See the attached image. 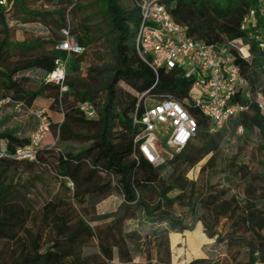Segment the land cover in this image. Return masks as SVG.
<instances>
[{"label": "trees", "instance_id": "trees-1", "mask_svg": "<svg viewBox=\"0 0 264 264\" xmlns=\"http://www.w3.org/2000/svg\"><path fill=\"white\" fill-rule=\"evenodd\" d=\"M43 1L51 11H29L26 15L45 23L57 37L53 41L36 42L33 47L26 46L19 54L22 59L19 58L11 70L0 69V99L8 98L10 107L21 105L24 115L28 110L44 111L50 122L49 133L51 130L55 134L56 144L42 147L45 138L35 149L34 162L18 161L14 158L15 151L29 144V138L0 129V246L4 245L0 248V264H111L114 260L119 264H171L169 233L192 230L181 225V219L175 216L174 209L180 204H184L192 217L206 214L199 220L209 237L217 234L214 228L224 218L229 233L220 240L224 239L229 245L245 242L247 264H264V199L257 200L250 185L246 200L214 192L205 199L191 201L195 184L185 175L219 149L226 129L210 133L207 120L187 103L186 109L197 123V134L185 148L159 167L151 166L136 151L133 139L138 129L132 120L134 115L142 114V102L118 84L124 83L138 95H148L156 101L170 97L185 103L192 80L176 69H161L157 84L152 88L156 75L135 49L140 15L133 2L130 0L132 7L124 11L118 0H99L100 15L109 33H113L114 64L104 69L87 67V76L81 79L79 63L86 49L95 42L93 34L99 30L90 26L88 17L74 0ZM7 2L12 7L23 8L28 0ZM166 8L190 38L209 46H226L232 61L250 84L252 94H264V17L259 16L261 6L257 0H167ZM251 9L258 13L257 24L242 30L241 21ZM6 14L7 11L0 8V65L9 59L5 47L7 31L3 30ZM67 25L70 35L84 51L69 57L63 83L67 90L61 92L59 86L47 81V76L66 58L55 46ZM234 40H240L247 48L248 58H242L231 45ZM35 49L39 50L35 53ZM29 70L38 71L36 90H31L35 88L33 84L27 87L28 78L16 77ZM44 93L50 99V110H59L62 115L57 126L48 110L32 106ZM240 101L247 102L244 98ZM84 102L94 106L95 119L85 118L77 109V105ZM250 110L253 117L248 118L243 113L230 122L233 127L257 128L264 149V117L256 104L252 103ZM199 143L200 148L196 146ZM15 163L49 168L56 182L73 191L72 199L78 212L63 198L44 201L37 211L36 186L42 185V181L38 177L20 175L16 182L14 175L11 176V172L17 173ZM256 177L260 185L264 184V171ZM259 191L264 193V188L260 186ZM112 193L122 197L119 211L90 216V211ZM186 195L192 197L184 203ZM38 213L42 217L40 227L33 235L27 225ZM138 214L149 228L126 232V222L136 220ZM90 222H101L103 226L91 227ZM42 226L50 233L45 247ZM22 233L25 236H21ZM194 235L201 237L200 232ZM177 239L178 235H173L172 244ZM180 256L179 252L174 260ZM135 259L141 261L135 262ZM203 262L195 260L190 264Z\"/></svg>", "mask_w": 264, "mask_h": 264}, {"label": "built area", "instance_id": "built-area-1", "mask_svg": "<svg viewBox=\"0 0 264 264\" xmlns=\"http://www.w3.org/2000/svg\"><path fill=\"white\" fill-rule=\"evenodd\" d=\"M138 9L140 19L135 37V49L138 57L146 63L156 75L152 88L157 84L158 71L178 70L187 79L192 80L185 103L170 97L156 101L148 95L142 103L143 112L134 115L132 124L138 132L133 143L136 151L151 166L159 167L165 159L158 151V144L171 152L179 153L197 134V123L191 117L186 104H191L210 124L209 131L216 132L228 122L250 110L252 103L264 111V98L253 95L248 81L241 75L240 69L232 61L226 46L215 47L190 38L183 26L177 24L166 8L167 0H131ZM264 17V0H257ZM7 0H0V8L7 9ZM256 10L251 9L241 21V29L255 27ZM62 39L55 50L64 53L65 60L47 76V81L60 87L63 85L65 67L70 56L81 55L83 48L70 35L69 26L61 30ZM242 58H248L247 48L240 40L231 43ZM245 52V53H244ZM141 98L139 100H141ZM246 99V103L241 102ZM238 99V100H237ZM146 100H149L147 103ZM10 100H0V109L10 106ZM77 109L87 119L97 117L96 110L89 102L79 103ZM12 113H23L21 105L12 106ZM36 120L35 129L29 134V144L17 148L14 154L18 161H35V149L49 135L50 122L44 111L26 112ZM166 147H164V146ZM169 152V151H167ZM2 154L0 153V157Z\"/></svg>", "mask_w": 264, "mask_h": 264}, {"label": "rangeland", "instance_id": "rangeland-1", "mask_svg": "<svg viewBox=\"0 0 264 264\" xmlns=\"http://www.w3.org/2000/svg\"><path fill=\"white\" fill-rule=\"evenodd\" d=\"M98 2L99 0H74V3L81 7L84 16L88 17V21L91 23L90 26L99 30L93 34L95 42L90 48L86 49V55L79 63L80 70L78 77L81 79L87 76V67L104 69L114 64L113 33H109L110 30L104 22V17L100 15L101 7ZM118 3L124 11L132 7L130 0H118ZM78 16L80 15L78 14ZM66 69H68V66ZM118 87L137 97L138 100L141 98V95L135 93L124 83H119ZM262 88H264V82H262ZM260 96L264 98V94H260ZM144 100L145 98L142 97L140 102L143 103ZM146 102L148 103L149 100H146ZM10 109L12 110V106ZM10 109H6L8 111L4 109V111L11 113ZM56 111H58L59 116H56L54 119L51 118L55 123L54 126L59 125L62 120L60 111ZM260 113L264 117V111H260ZM2 114H4L3 111L0 113V117ZM22 114L20 116H13L15 123L21 120L23 116H28L24 114L22 116ZM246 114L248 118L253 117L251 110ZM34 121L36 124L35 119ZM223 128L226 129L227 133L220 143L219 149L215 153H210L204 157L195 167L189 169L185 175V178L189 182L195 184L194 195H192L191 201L196 202L198 199H205L214 192L218 193V195L219 193H226L229 196L234 195L241 200H246L248 198L247 191L249 190V185L254 189V196L257 200L264 199V193L259 191L260 186L264 188V184L260 185L256 177L261 171H264V149L261 147L262 143L259 140L258 129L255 127L250 129L248 126L233 127L231 122H228ZM53 144H56V136L50 130L42 147ZM196 146L200 148L201 144H196ZM158 151L165 161L175 154L174 152L165 151L160 144H158ZM207 162L208 165L205 166ZM15 165L17 173L11 172V176L14 175L16 182L19 181L20 175L25 178L38 177L42 181V185L37 184L36 186V191L38 192V196L36 197L37 211L42 202L63 198L65 201L73 204L75 211L78 212V207L72 199L73 191L70 188L68 190L67 186L64 187L56 182L49 168L26 163H15ZM68 186L71 187V184ZM192 196L186 195L183 202L186 203ZM121 204L122 197L117 193H112L96 205L94 211H90V216L116 213L119 211ZM174 212L175 216L181 219V225L191 227L192 230H176L169 233L171 264H190L195 260H204L201 264H235V262L247 264L248 256L245 242L238 241L229 245L224 239L220 240L229 233L228 226L224 225V218L214 228L217 234L209 237V232L205 231L202 221L199 220L203 216L205 218L206 214L200 213L196 218L192 217L188 214L184 204L177 205ZM41 218V214L38 213L27 225V229L33 235L38 233ZM89 224L91 227L103 226L101 222H90ZM149 226V224L143 222L142 216L138 214L136 220L127 221L124 227L125 231L129 232L135 229L140 231L147 230ZM41 229H44V242L41 244L45 247L49 241L48 236L50 237V233H48V229L44 226ZM196 232H200L201 237H196L194 235ZM173 235H178L175 244H172L171 241ZM21 236H25V234L22 233ZM1 247H4V245H1ZM179 252L181 253L180 258L174 260ZM139 261L141 260L135 259V262ZM111 264L119 263L114 260Z\"/></svg>", "mask_w": 264, "mask_h": 264}, {"label": "crops", "instance_id": "crops-1", "mask_svg": "<svg viewBox=\"0 0 264 264\" xmlns=\"http://www.w3.org/2000/svg\"><path fill=\"white\" fill-rule=\"evenodd\" d=\"M27 5L23 8H19L10 4L7 9V14L5 15L4 22V31H7V43L6 47L7 55L9 59L0 65V69L2 71L11 70L15 63L20 59H22L19 54L20 51L25 49L26 46L33 47L36 42L40 41H53L57 34L53 30H50L49 26L45 25V23L41 22L39 19H32L26 15L29 11L46 13L51 11V8L47 6V4L43 0L38 1H29L26 2ZM37 5V6H36ZM2 27L0 26V31ZM22 45V47L16 48L14 45ZM39 50V49H38ZM35 49L33 52H37ZM37 70H29L23 72V74L17 75L16 77H25L28 78V84H33L35 86L34 89H38L37 84ZM30 90V88H28ZM8 98H2L0 100H7ZM9 100V99H8ZM33 107L37 108H45L49 111L51 118H55L59 116L57 112L50 110V99L47 97L46 93L43 94L42 98L36 99L33 104ZM4 109H10V106H4L0 109V113L3 111L4 114L0 117V129L1 130H9L15 132L17 136L28 137V135L32 132L35 127V121L32 117L23 116V118L16 123L14 122V118L11 113H7ZM11 110V109H10ZM53 121V120H52ZM54 122V121H53Z\"/></svg>", "mask_w": 264, "mask_h": 264}]
</instances>
